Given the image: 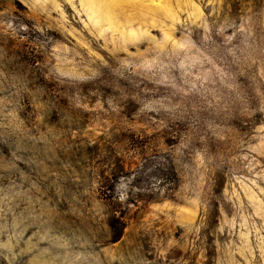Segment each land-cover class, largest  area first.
Segmentation results:
<instances>
[{
	"label": "rangeland",
	"instance_id": "1",
	"mask_svg": "<svg viewBox=\"0 0 264 264\" xmlns=\"http://www.w3.org/2000/svg\"><path fill=\"white\" fill-rule=\"evenodd\" d=\"M0 264H264V0H0Z\"/></svg>",
	"mask_w": 264,
	"mask_h": 264
}]
</instances>
